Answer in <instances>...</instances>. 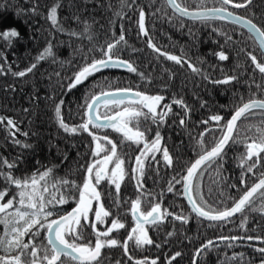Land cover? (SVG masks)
Returning <instances> with one entry per match:
<instances>
[{
  "label": "snow or ice",
  "instance_id": "1",
  "mask_svg": "<svg viewBox=\"0 0 264 264\" xmlns=\"http://www.w3.org/2000/svg\"><path fill=\"white\" fill-rule=\"evenodd\" d=\"M163 2L171 8L174 16L204 22L229 21L246 28L249 33L248 39L254 41L255 48L248 51L241 47L237 55L243 54L246 57L245 67H247V61H250L264 81V27L230 10L249 9L253 0H217L219 7L212 8L204 6L206 0H200L197 11H190L177 0H163ZM152 3H155V0H152ZM61 6V0H56L51 7L47 8L45 19L50 22L51 27L70 38H86L92 44L87 52L84 51L83 46L73 50L74 55L81 54V63L75 66L76 70L70 77L62 78L67 79L66 87L69 92L107 69L126 70L138 76L140 81L151 84L150 75L141 72L133 61L124 59L121 55L126 48L131 47L126 39L129 29H126L123 23L125 19H131V17L125 9L131 11L133 15L138 12L137 36L147 38L145 41L147 47L158 57H164L181 67L187 65L192 74L200 76L202 80L213 85L239 82L238 74H224L222 78L214 79L202 67L206 63L205 60L200 59L197 65L183 51L177 56L158 46L146 27V11L138 4V0H119V7L113 11L108 21L111 36L106 37L103 43L95 42L97 37L91 30V25L87 20H81L79 15H74L72 18L77 24H83L81 31L65 28L58 19V9ZM99 6L104 7L103 4ZM107 7L110 10L113 9L110 0ZM157 13H162L161 19L167 15L162 8H156L152 15L155 16ZM31 14H42L39 12L38 4H34ZM168 19L171 22L173 17ZM117 25L119 35L116 32ZM211 30L218 36H224L225 40L220 46L221 50L210 54L220 62L228 61L229 55L223 49L233 42V36L216 27H212ZM189 34L191 35V32ZM19 35L15 28L0 32V37L9 43L11 38L19 37ZM53 49L54 45L49 41L36 57L35 62L24 70L11 72V74L16 78H25L37 68L40 61L49 58L52 63H60L61 66L70 63V61H59ZM97 51L99 56L93 54ZM131 51L136 52L139 49L131 47ZM0 60L7 63V56L0 53ZM210 67L215 69L216 66L210 65ZM8 70L11 71V66ZM0 75H7L3 64H0ZM55 75L60 77L59 72ZM169 75L173 74L169 73ZM114 83L116 82L104 77L91 85L85 94L82 105L83 117L79 124L69 125L65 121L62 115L63 100L54 104V117L60 129L70 135L87 133L91 137V142L86 145L90 152L89 159L83 164L77 161L75 167V172H83L82 182L56 176L55 170L58 165L55 164L50 167L42 166L43 170L37 168L30 175L16 176L13 170L20 162H23V157L18 156L10 162L6 157L0 156V182H3V186L0 187V225H3V234L0 235V252L4 253L0 255V264H106V262L111 264L110 258L103 254V250L117 247L122 248L127 260L133 261L134 264H158V259L149 261L147 257L134 260L130 254V247L132 245L137 249H144L146 246H154L157 249L163 247V243H167L168 238L176 233L167 232L164 241L157 243L149 235V230L159 231L168 217L187 225L193 214L201 224L207 222L208 228L223 227L233 223L234 217L239 214L241 221L238 227L245 234L221 235L215 240H206L194 249L192 264H198L200 257L219 249L221 244H226L227 248H234L238 242L258 241L264 245V236L248 234L247 228L249 219L247 213L259 212L264 215V171H260L259 179L249 184L250 178L256 176V170L264 168V119L261 120V125H248L249 129L255 128L258 134L256 136L242 138L238 126V122L248 119L249 116L264 117V99L252 94L245 102L241 97L240 102L234 105V111L229 119L225 120V117L220 114H212L207 119L201 120L199 124L204 126V130L198 134L199 138L192 137L195 140L194 150L199 148L197 158L177 171L175 158L164 145L161 128L167 125L170 115L179 116V113L173 112V105H175L184 112V115L179 118V126L186 129L190 120V107L182 97L173 96L170 103H165L166 96L142 91L140 85L135 88L131 85L113 88ZM253 85L257 90H264V83H257L253 78L248 81L250 93ZM61 87H64L63 83ZM95 88L100 89L99 94L92 91ZM105 88L109 90L105 91ZM12 90L15 91L14 86ZM101 107H103L102 112ZM205 107L207 102L201 101V108ZM23 111L27 113L29 109L25 108ZM0 126L7 132V139L11 144L18 145L21 149L33 147L17 138L20 129L11 117L0 116ZM153 126H155V134L149 138ZM94 129H111L121 138L117 141L108 135L93 131ZM217 132L219 136L215 135ZM20 134L24 137L29 135L28 132ZM209 134L213 137L210 148L205 144V137ZM237 144L244 147V151L236 158L241 174L239 184H229L227 183L229 178L223 175L224 164L228 148ZM158 154H162L164 166L171 168L174 172L167 182L166 189H162L159 193L148 190L144 183L148 170L153 165L157 166L156 174L159 176ZM77 156L80 157L81 154L78 152ZM67 160L68 154L64 153L62 163ZM129 160L132 161L130 171ZM209 170H214L216 175L213 182L217 185L219 197H224V199L216 198L215 203H211L202 190L201 181ZM72 174L74 173L70 170L69 175ZM129 177L134 182L137 193L135 199L130 201L121 198L122 184ZM105 183L108 185L107 189L103 187ZM177 185L180 187L177 188ZM220 185L224 188L237 189L241 194L238 198L226 195L224 188H220ZM209 192H212L211 188ZM165 193L186 199L190 214L176 213L162 207ZM105 197L109 205L104 203ZM229 200L232 201L231 206L227 203ZM69 203H74L75 207L70 211L62 212V207ZM129 203L130 207H125ZM144 205L148 206L147 211L143 210ZM128 215H131L134 226L127 231L126 238L121 242L113 233L118 234L120 230H127L125 218ZM42 233L46 244L43 241L37 243ZM26 237L27 240H25ZM248 246L253 247L254 252L258 254L256 257L246 258L242 252H233L231 257L225 255L227 264L237 260L240 264H256L257 259L258 264H264V246L252 244ZM181 255L180 251H176L167 258V264H173V261ZM115 264H124V262L116 260Z\"/></svg>",
  "mask_w": 264,
  "mask_h": 264
},
{
  "label": "trees",
  "instance_id": "2",
  "mask_svg": "<svg viewBox=\"0 0 264 264\" xmlns=\"http://www.w3.org/2000/svg\"><path fill=\"white\" fill-rule=\"evenodd\" d=\"M55 2L56 0H0V32L15 28L20 33L19 37L11 38V43L0 37V53L7 56V63L0 60L4 71L7 72V75H0V116L14 119L19 126L20 133H29L27 137L17 133V138L33 145L31 149H21L18 145L11 144L7 139V132L0 126V156L6 157L10 162L18 156L23 157V162H20L18 167L13 170L16 176L30 175L37 168L43 170L42 166L50 167L55 164L58 165L55 170L56 176L80 181L83 172H75V167L77 161L83 164L89 159L90 152L86 145L91 142V137L87 133L70 135L60 129L54 117V104L60 100L64 101L62 115L69 125L81 123L85 94L92 84L97 83L104 77L116 82L113 84V88L129 85L135 88L140 85L142 91L153 92V89H160L159 93L167 98L182 97L187 101L186 104L192 107L190 109L194 116L200 115L203 117V115L220 114L227 118L234 111V105L240 102L241 97L244 98V101H247L252 94H255L257 98L264 99V90H257L253 85L250 93L248 88V81L253 78L257 83H264L261 74L254 69L250 61H247V67H245L246 57L243 54L237 55L241 47L246 48L248 51L255 48L254 41L248 39L249 34L244 29L232 23L217 20L204 22L179 18L174 16L163 0H155V3H152V0H138L146 11V27L155 43L167 52L177 56L181 55L182 51L187 53L197 65H199L200 59L205 60L206 63L202 67L214 79L222 78L224 74H238V83L213 85L202 80L200 76L192 74L187 65L181 67L164 57H158L156 53H153L147 47L145 42L147 38L137 36L136 14L130 16V11L125 9L128 16L131 17V19H125L123 22L125 28L129 29L126 39L131 47L139 49V51L132 52L130 47L126 48L121 55L124 59L133 61L141 72L151 76V86L140 81L138 76L126 70L107 69L90 78L84 85L78 86L69 92L66 87L67 79L62 78L70 77L76 70L75 66L81 63V54L76 53L74 55L73 50L83 46L84 51L87 52L92 44L86 38H70L66 34L56 32L51 27L45 16L47 15V8ZM108 2L109 0H87V2L86 0H61L62 6L58 9V19L65 28L81 31L83 24H77L72 18L74 15H79L81 20H87L91 25V30L97 37L95 42L103 43L106 37L111 36L108 21L112 17L113 11L119 7V0H110L113 5V9L110 10L107 7ZM177 2L188 8H198V5H200V0H177ZM34 4L39 5L41 15L31 14ZM100 4H103L104 7H100ZM204 6L213 7L219 6V4L217 0H206ZM156 8H162L167 12V15L163 19H161L162 13L153 16L152 13ZM230 10L248 17L257 25L264 27V0H253L249 9ZM168 17H173L171 22L166 19ZM181 24H183V27H181ZM212 27L233 36V42L223 49L229 55L228 61L220 62L214 55L210 54L221 50L220 46L224 44L225 40L224 36L213 33ZM116 32L119 35L118 25ZM189 32H191V35ZM49 41L54 45L53 50L58 60L70 61V63L61 66L60 63H52L51 58H49L40 61L37 68L25 78H16L11 74V72L24 70L35 62L36 57L44 50ZM93 54L99 56L98 51ZM210 65H215V69H212ZM237 65L240 66L237 67ZM9 66H11V71L8 70ZM166 69L167 71H165ZM221 69H223V72H221ZM179 70L182 72H179ZM174 71H178L177 75L174 74ZM57 72L60 73V77L55 75ZM169 73L174 75L170 76ZM61 83L64 87H61ZM13 86L15 91L12 90ZM104 90L108 91L109 89L105 88ZM92 91L96 94L100 92V89L95 88ZM201 101H206L207 107L201 108ZM25 108L29 109L27 113L23 111ZM239 131L242 132V138L258 135L257 133H251L250 129L247 128L243 132L241 125H239ZM243 151L244 147L240 144L233 145L227 150L224 176L229 178L227 181L229 184H239L241 169L238 167L236 158ZM78 152L81 154L80 157L77 156ZM64 153L68 154V160L62 163ZM193 157L191 156V159L187 160L185 164L191 162ZM178 160H180L179 155ZM37 161L40 163L37 164ZM180 168H185V165L183 164ZM70 170L74 174L69 175ZM260 171H264V168L256 170V176L250 178L249 184L259 178ZM215 175L214 173L208 177L207 182H213ZM151 184L153 189L158 188L156 182H151ZM2 186L3 182H0V187ZM146 186L148 187L147 184ZM125 187L127 190L125 192L126 196L131 195V193H128V187ZM202 190L211 203H215L216 198L224 199V197H219L218 190L210 193L209 187L206 185H202ZM224 191L226 195L235 198H238L241 194L237 189L224 188ZM133 196L136 197V195H132V199ZM177 200L180 204L179 207L171 204L166 199L163 200L162 207L172 212H183L185 215H189L190 212L183 204L182 199L178 197ZM227 203L231 206L232 201L229 200ZM72 205L75 206L74 203H69L63 207L67 209ZM247 214L249 217L248 234L264 236V215L259 212H249ZM240 221L241 216L237 214L233 223L223 227L208 228L206 226L207 222L201 224L195 219L194 215H192L187 225L182 224L180 221H173L171 217H168L160 226L159 231L150 229L149 235L157 243H162L167 232H175L176 234L169 237L167 243H163V247L157 249L154 246H146L145 249L141 250V255L137 254L133 258L135 260L137 256L142 259L147 257L149 261L158 259V264H167V258L176 251H180L182 255L173 261V264H192L194 249L206 240H215L216 237L221 235H244L243 230L238 227ZM2 229L3 225H0V232ZM249 244L264 246L258 241L238 242L234 248H227L226 244H221L219 249L200 257L198 264H227L225 255L231 257L233 252H242L246 258L256 257L258 254L254 252L253 247L248 246ZM131 255L133 256L132 251ZM116 260H121L124 264H134L133 261L127 260L121 249H117L116 253L113 254L111 264H115ZM232 264H240V261H234ZM256 264H258V259Z\"/></svg>",
  "mask_w": 264,
  "mask_h": 264
},
{
  "label": "flooded vegetation",
  "instance_id": "3",
  "mask_svg": "<svg viewBox=\"0 0 264 264\" xmlns=\"http://www.w3.org/2000/svg\"><path fill=\"white\" fill-rule=\"evenodd\" d=\"M215 7H219V6H215ZM171 99L172 98H167L165 103H170ZM184 101H185V99H184ZM186 102L187 101H185V103ZM187 105H189V104H187ZM173 112L174 113H179V116L170 115L168 117V120H167V125L161 128V133H162V136L164 137V141H163L164 145L167 146V148L169 149L170 154L175 158L174 162H175L176 170L180 171V169H181L180 167L183 164H185V162L187 160L191 159V156L193 154V147H194L195 143H194V140H192V137L199 138L198 134L201 131L204 130V126L200 125L199 122L201 120H203V119H207V117L209 115L208 116L203 115V117H202L200 115L194 116V115H192V113H190V120L188 121V126L185 129V128H182V127L179 126V118H180V116L184 115L183 110L181 108L173 105ZM174 121H175V123H173ZM94 130H96V129H94ZM97 132L99 134H101V135H108V136H110L111 138H113L114 140H117V141L121 138L119 136V134L114 133L111 129L97 130ZM154 134H155V126H153V131H152V133H150L149 138H151V136H154ZM215 135L218 136L219 132H217ZM208 137H210V138L207 141L206 146L210 148L212 146V142H211L212 135L211 134L207 135L205 137V139L208 138ZM248 137H252V136H248ZM241 146L243 147V145H241ZM133 147H135V146H133ZM178 155H179L180 159L183 158L182 165L178 161ZM157 158L160 159V164L158 166L159 167V176H157V174H156V167L157 166L153 165V167L148 170V173H147V175H146V177L144 179V183H145V185L146 184L148 185V187H147L148 190H150V191L154 190L155 192L159 193L162 189H166L167 182H168V180H170L172 178V176L174 175V172H173V170L171 168H166L164 166V163H163V160H162V154H158ZM184 159H186V160H184ZM131 162L132 161L129 160V171H130V167H131ZM207 173H208L207 174V178H208V177L212 176L215 172H214V170H210ZM223 175H225V171L223 172ZM153 180H156V183L158 184V188H155V189L152 188L151 182H154ZM201 184H202V181H201ZM208 184H209V188L212 189V192L213 191L215 192V191L218 190L217 185L214 182L209 181ZM125 186L128 187V193H131V195L126 196L125 192L127 190H126ZM103 187H104V189H107L108 185L105 183L103 185ZM179 187L180 186L177 185V188H179ZM220 188H224V186L220 185ZM113 191H114V189H113ZM135 191H136V189H135V186H134V182L129 177L122 184L121 198L122 199L126 198V199H128L130 201L132 199L131 198L132 195H137V193ZM177 198H178V196H174L171 193H165V195L163 197V200L166 199L167 201H170L171 204L175 205L176 207H179L180 204H179ZM180 198L182 199L183 204L185 205L183 198L182 197H180ZM133 199H135L134 196H133ZM104 203L106 205H109V201L107 200L106 197L104 199ZM129 204H128V207H130ZM72 207H74V205L70 206L67 209H65L63 207V209H61V211L62 212L69 211ZM125 207H126V205H125ZM143 210L147 211L148 210V206L144 205L143 206ZM189 212H190V210H189ZM93 219H94V216H93ZM125 219H126V229L127 230H120L118 234L117 233H113V235L117 236V238H119L121 240V242H123V240L126 238L127 231H130L131 227L134 226V222L131 219V215H128ZM108 223L110 224V219H109ZM149 233H150V230H149ZM25 240H27V237L25 238ZM41 241L44 242L43 233H42L41 237L38 238L37 243H39ZM45 243H47L46 240H45ZM117 249H121L123 251L122 248L117 247V248H112V249H104L103 250V254L106 257L110 258V260H112V256H113V254L116 253ZM141 250H143V249H137V248H135L134 245H132L130 247V254H131V251H132L133 257L136 256L137 254L141 255L142 254ZM0 255H3V253L0 252ZM137 259H142V258L140 256H137ZM106 264H107V262H106Z\"/></svg>",
  "mask_w": 264,
  "mask_h": 264
},
{
  "label": "rangeland",
  "instance_id": "4",
  "mask_svg": "<svg viewBox=\"0 0 264 264\" xmlns=\"http://www.w3.org/2000/svg\"><path fill=\"white\" fill-rule=\"evenodd\" d=\"M138 4H139V2H138ZM139 5H140V4H139ZM166 6H167V5H166ZM167 7H168V6H167ZM213 7H215V6H213ZM168 9H169V8H168ZM188 9H195V8H188ZM169 10H170V9H169ZM170 11H171V10H170ZM171 12H172V11H171ZM130 13H131L130 16H132L133 13H132L131 11H130ZM172 13H173V12H172ZM130 16H129V17H130ZM177 17H178V16H177ZM137 18H138V12L136 13V20H137ZM179 18H181V17H179ZM166 19H168V18H166ZM182 19H184V18H182ZM179 28H180V26H179ZM177 72H178V71H174V74L177 75ZM179 72H182V71L179 70ZM174 74H173V75H174ZM180 75H181V74H180ZM149 85H150V84H149ZM150 86H151V85H150ZM153 90H154L153 92H148V91H146V92H148V93H150V94H153V93L156 94V93H159V90H160V89H158V90H157V89H153ZM96 94H99V92L96 93ZM188 106H189V105H188ZM190 107H191V106H190ZM191 109H192V107H191ZM100 111H101V112L103 111V107H101ZM229 116H230V115H229ZM229 116H228V117H229ZM228 117L225 118V120H227ZM262 119H264V117H261L260 115L249 116L248 119H246V120H242L241 123L238 122V123H239L238 126L241 125L242 131L244 132V129H245V128L249 129V128H248V125H249V124H252V125H261V120H262ZM81 122H82V119H81ZM93 131H96V132H97V130H93ZM250 131H251V133H253V134L256 133L255 128L250 129ZM239 134H240V136H241L242 132L239 131ZM218 136H219V135H218ZM241 137H242V136H241ZM209 138H210V137H208V138L205 139V144H207V141L209 140ZM192 140H194V139H192ZM211 142L213 143V137L211 138ZM194 143H195V140H194ZM194 146H195V145H194ZM198 152H199V148H195V150H194V147H193V154H192V156H194V157H193L192 161L197 157ZM182 160H183V158L180 159V160H178L179 163H182ZM192 161H191V162H192ZM189 164H190V162L187 163L186 165H189ZM184 165H185V164H184ZM186 165H185V166H186ZM209 171H210V170H209ZM209 171H208V172H209ZM207 174H208V173H206V174L204 175L203 179H202V185H206V186L209 187V184H208V182H207V180H206V179H207ZM82 178H83V176L80 178V181H79V182H82ZM209 196H210V195H209ZM74 207H75V206H74ZM72 208H73V207H72ZM72 208H71V209H72ZM71 209H70V210H71ZM70 210H69V211H70ZM2 234H3V229H2V231L0 232V235H2ZM39 238H40V237H39Z\"/></svg>",
  "mask_w": 264,
  "mask_h": 264
},
{
  "label": "water",
  "instance_id": "5",
  "mask_svg": "<svg viewBox=\"0 0 264 264\" xmlns=\"http://www.w3.org/2000/svg\"><path fill=\"white\" fill-rule=\"evenodd\" d=\"M169 8V7H168ZM208 8H212V7H208ZM170 10H171V8H169ZM190 11H197V10H199V8H195V9H189ZM172 11V10H171ZM235 13V12H234ZM237 14V13H236ZM238 15H240V14H238ZM240 16H242V15H240ZM181 18H184V19H188V20H193V19H191V18H188V17H181ZM217 21H221V20H217ZM222 22H227V23H231V22H229V21H222ZM233 24V23H232ZM234 25H237V26H239V27H241L239 24H234ZM242 28V27H241ZM242 29H244L247 33H248V30L246 29V28H242ZM249 34V33H248ZM245 102H247V101H245ZM230 116H231V114H230ZM230 116H229V118H230ZM228 118V119H229ZM197 158V157H196ZM195 158V159H196ZM194 159V160H195ZM194 160L192 161V162H194ZM259 179V178H258ZM183 200H184V203H185V205L188 207V209H189V206H188V202H187V200L186 199H184L183 198ZM190 210V209H189ZM194 215V214H193Z\"/></svg>",
  "mask_w": 264,
  "mask_h": 264
}]
</instances>
